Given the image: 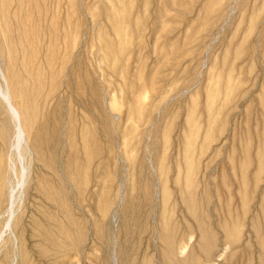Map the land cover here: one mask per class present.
<instances>
[{
  "label": "rangeland",
  "instance_id": "rangeland-1",
  "mask_svg": "<svg viewBox=\"0 0 264 264\" xmlns=\"http://www.w3.org/2000/svg\"><path fill=\"white\" fill-rule=\"evenodd\" d=\"M0 264H264V0H0Z\"/></svg>",
  "mask_w": 264,
  "mask_h": 264
}]
</instances>
